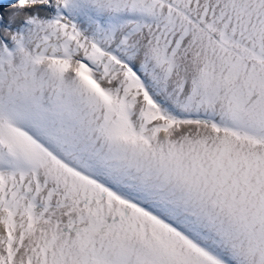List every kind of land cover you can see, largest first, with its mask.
I'll list each match as a JSON object with an SVG mask.
<instances>
[{"label":"snow or ice","instance_id":"obj_1","mask_svg":"<svg viewBox=\"0 0 264 264\" xmlns=\"http://www.w3.org/2000/svg\"><path fill=\"white\" fill-rule=\"evenodd\" d=\"M0 264H264V0H0Z\"/></svg>","mask_w":264,"mask_h":264}]
</instances>
